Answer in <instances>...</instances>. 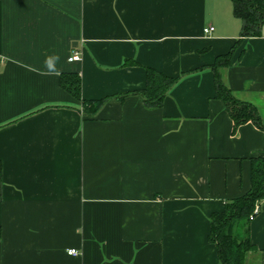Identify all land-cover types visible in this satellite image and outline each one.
Listing matches in <instances>:
<instances>
[{
  "label": "crops",
  "instance_id": "crops-1",
  "mask_svg": "<svg viewBox=\"0 0 264 264\" xmlns=\"http://www.w3.org/2000/svg\"><path fill=\"white\" fill-rule=\"evenodd\" d=\"M242 28L231 0H0V264H221L211 217L264 157V130H234L208 68ZM145 67L195 73L160 109L131 95L92 119L59 83L78 73L95 101L144 89ZM223 80L264 124V25ZM260 208L247 264H264Z\"/></svg>",
  "mask_w": 264,
  "mask_h": 264
},
{
  "label": "trees",
  "instance_id": "trees-1",
  "mask_svg": "<svg viewBox=\"0 0 264 264\" xmlns=\"http://www.w3.org/2000/svg\"><path fill=\"white\" fill-rule=\"evenodd\" d=\"M234 16L241 20L242 36L231 51L215 58L208 66L215 74L216 98L221 100L234 122V130L240 126L253 123L264 130V124L258 109L247 102L234 97L223 80V71L232 67L234 54L246 39L260 37L264 25V0H231ZM245 50L241 51L243 56ZM125 65H138L125 62ZM146 87L142 90L128 92L100 100H85L82 96V77L78 73H64L60 77V87L80 104L85 118L92 119L112 100L123 101L131 95L143 98L146 108L155 110L163 107L165 99L172 89L188 74L172 78L153 68L145 67ZM252 187L244 196L225 204L224 211L211 217V234L209 241L215 244L221 264H247V258L258 248L250 239V224L257 217L255 209L264 202V157L252 160ZM3 190V168L0 163V200ZM1 237V229H0Z\"/></svg>",
  "mask_w": 264,
  "mask_h": 264
},
{
  "label": "built area",
  "instance_id": "built-area-1",
  "mask_svg": "<svg viewBox=\"0 0 264 264\" xmlns=\"http://www.w3.org/2000/svg\"><path fill=\"white\" fill-rule=\"evenodd\" d=\"M215 31V28L213 26H208L204 29V34L205 35H211L213 32ZM80 60V54L79 53H75L71 58H70V62H74V61H79ZM260 205H257L256 209H255V215L258 216V214L260 213ZM68 254L70 256L73 257H79L80 256V252L78 250L72 249L68 251Z\"/></svg>",
  "mask_w": 264,
  "mask_h": 264
},
{
  "label": "clouds",
  "instance_id": "clouds-1",
  "mask_svg": "<svg viewBox=\"0 0 264 264\" xmlns=\"http://www.w3.org/2000/svg\"><path fill=\"white\" fill-rule=\"evenodd\" d=\"M58 60H59V57H58V56H57V57H49V58L46 60V62H45L46 67H47L50 71L55 72L56 74H59V72H58V70H56V69L54 68V63H55V62H58Z\"/></svg>",
  "mask_w": 264,
  "mask_h": 264
},
{
  "label": "rangeland",
  "instance_id": "rangeland-1",
  "mask_svg": "<svg viewBox=\"0 0 264 264\" xmlns=\"http://www.w3.org/2000/svg\"><path fill=\"white\" fill-rule=\"evenodd\" d=\"M239 49H240V47L237 50H239Z\"/></svg>",
  "mask_w": 264,
  "mask_h": 264
}]
</instances>
